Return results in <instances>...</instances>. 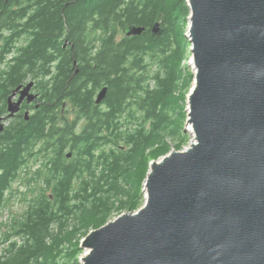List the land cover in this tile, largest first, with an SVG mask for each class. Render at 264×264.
<instances>
[{
    "label": "trees",
    "instance_id": "obj_1",
    "mask_svg": "<svg viewBox=\"0 0 264 264\" xmlns=\"http://www.w3.org/2000/svg\"><path fill=\"white\" fill-rule=\"evenodd\" d=\"M30 12L38 29L33 41L22 43ZM189 12L187 0H0V35L17 36L13 57L7 59L10 50L3 46L2 59L32 61L37 72L54 59V46L65 63L52 80L38 82L50 96L40 99L20 131L0 134V207L18 192L13 185L28 158L21 138L32 136L39 151L50 143L54 153L46 161L55 166L42 179H26L40 190L32 201L24 199L27 209L4 232L0 264H81L79 238L89 228L113 211L142 205L149 162L170 151L167 137L178 139L175 149L186 142L184 108L193 74L185 64L190 43L183 29ZM157 21L162 33L152 35ZM133 24L145 30L126 36L123 29ZM62 33L74 47L55 46ZM86 38L88 47L82 45ZM103 86L106 95L96 104ZM65 102L74 108L72 120L60 113Z\"/></svg>",
    "mask_w": 264,
    "mask_h": 264
},
{
    "label": "water",
    "instance_id": "obj_2",
    "mask_svg": "<svg viewBox=\"0 0 264 264\" xmlns=\"http://www.w3.org/2000/svg\"><path fill=\"white\" fill-rule=\"evenodd\" d=\"M187 5L194 140L150 161L142 205L88 231L81 264H264V0ZM150 31L162 33L159 21Z\"/></svg>",
    "mask_w": 264,
    "mask_h": 264
},
{
    "label": "flooded vegetation",
    "instance_id": "obj_3",
    "mask_svg": "<svg viewBox=\"0 0 264 264\" xmlns=\"http://www.w3.org/2000/svg\"><path fill=\"white\" fill-rule=\"evenodd\" d=\"M27 16L29 17L27 20L28 28L26 29V31H24V33L21 32L22 34L19 38L22 43H29L33 41L35 32H37L38 29L36 23L37 21L35 22L33 20L36 14L30 12L27 14ZM22 21L23 20L20 19L16 21V23L20 25L22 24ZM21 28L22 27L18 29ZM4 30H10V32L12 31L8 28H4ZM10 36H12V34L8 35L7 33H5V35H0V118H2L0 123L3 125L0 134H3L8 129H13L14 131L18 129V131H20L19 128L24 126V121H28L30 116L34 113L35 109H37L42 103L40 102V99H43L44 96L46 99H48L50 96L49 93H46V95H44L45 93H41V91L36 87L38 82L42 81L46 83V81L52 80L53 77L60 73V68L63 65L65 67L64 61L62 64V60H60L57 57V53L54 52V46L50 47L52 48L51 52H53L51 56L54 57V59L51 61H45L42 64L39 63L43 65V68L42 70L37 72L33 70L34 63L32 61L7 60L13 57L12 54L15 53L17 44V36L14 35L12 38ZM79 42L77 44H79ZM59 44L62 49H65L66 47H74L75 45L74 41L66 39L63 33L60 34L58 38H56L55 46ZM89 44V38L83 39L82 45L88 47ZM12 45L13 49L11 47ZM3 46H7V49L10 50L9 53H7V56L10 55L9 57H7V59L1 58V49L3 48ZM73 66L76 67V70L73 73H77L78 62H73ZM63 72L64 71L62 69V76L64 74ZM29 82H33L32 86L29 89V92L24 94L23 99L19 103L18 110L12 116H9L8 101L10 97L12 101H18L22 95L21 90ZM30 94H34L35 98L31 101H28L27 99ZM64 105L65 104H63V108L60 111L62 115L64 114ZM48 127L49 125L46 126V129L44 131L45 137L48 135ZM23 145H26V148H28V150H26L28 158L22 163V166L19 170L20 177L18 176V181H20V185H23V181L27 182V178L33 179L36 176L38 179H42L47 173H51L55 170V166L51 162L46 161L48 160L49 156H52V154L54 153V151L50 149V143H46V147L39 151L38 145H36V147H32V136L29 135L25 141L21 138V146L23 147ZM39 158H42L41 162H38ZM24 159L25 157L23 158V160ZM30 161H33V163H31V168L29 166ZM34 164H36V168H34ZM1 169L2 168H0V170ZM80 171L78 173H80ZM78 173L74 174L73 177H76ZM31 183L33 182L31 181ZM13 189L18 191V188L13 187Z\"/></svg>",
    "mask_w": 264,
    "mask_h": 264
},
{
    "label": "rangeland",
    "instance_id": "obj_4",
    "mask_svg": "<svg viewBox=\"0 0 264 264\" xmlns=\"http://www.w3.org/2000/svg\"><path fill=\"white\" fill-rule=\"evenodd\" d=\"M186 30H187V27H185L183 29V33H185ZM189 48H190V46L187 49L188 52H186V56L185 57H186L187 61L185 62V64L187 66V69L192 70V68H191L192 66L190 64H188V62L190 61V49ZM9 56H7V57H9ZM188 93H189V91H188ZM187 94H186V98H187ZM184 111H186L188 113V103H186ZM64 113L67 114L69 120H72L74 118V108L68 102H65ZM183 130L186 132V134H185L186 135V142L183 144L182 148H185V147H187L190 144V142L192 141L193 137H192L191 131L187 129V123L184 124ZM166 140L170 143V147L171 148H175V145L178 142V139L174 140L173 138H169V137H167ZM182 148H180V149H182ZM41 160H42V158H39L38 162H41ZM31 163H33V161H30V163H29L30 164L29 165L30 168L32 166ZM149 164H150V162H149ZM149 164H148V168H149ZM34 168H36V164H34ZM145 177H144V179H143V181L141 183V193H142L143 199H144V196H145V192H144V180H145ZM23 182H24L23 185H20V181H18V180L14 182L13 187L14 188H18V192H16L10 198H8L6 203H4V205L2 207H0V255L3 253L4 247H6V245H7L6 243L2 242L4 232H8L9 230H11V224L13 222L14 217H21L22 214L24 213V210L27 209L28 201H26L24 199L27 198L28 200L32 201L33 196L36 195L39 192V190H40V189L37 188V187L41 186L40 184L37 185V187L35 189H33V187L35 186V182H33V183H31V182L27 183L25 181H23ZM45 193L50 194V191L49 190L47 192L45 191ZM123 212H126V211H122V212H119V213L113 211V213L109 216L107 221L114 219L116 216H118L119 214H121ZM91 229L92 228H89L88 231H90ZM85 235H83V236H81L79 238L80 239L79 246L81 244V240L83 239V237ZM15 238L16 237H13L12 239H15ZM81 248H82V252L79 255V259H80L81 255L85 251L83 249V247H81Z\"/></svg>",
    "mask_w": 264,
    "mask_h": 264
},
{
    "label": "bare ground",
    "instance_id": "obj_5",
    "mask_svg": "<svg viewBox=\"0 0 264 264\" xmlns=\"http://www.w3.org/2000/svg\"><path fill=\"white\" fill-rule=\"evenodd\" d=\"M190 65L193 66L192 63H191ZM187 129L191 131V133H192V137H193V131H192V127H191L190 124L187 125ZM192 140H194V138H192Z\"/></svg>",
    "mask_w": 264,
    "mask_h": 264
}]
</instances>
